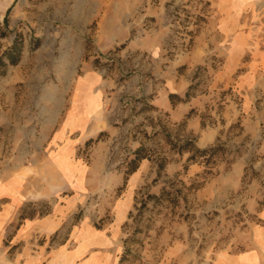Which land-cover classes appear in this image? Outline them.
Returning <instances> with one entry per match:
<instances>
[{"label": "rangeland", "instance_id": "374dc122", "mask_svg": "<svg viewBox=\"0 0 264 264\" xmlns=\"http://www.w3.org/2000/svg\"><path fill=\"white\" fill-rule=\"evenodd\" d=\"M130 6L132 22L121 27L116 11ZM2 33L0 53L16 33L23 49L0 74V264H117L122 255L119 264H240L242 254L264 264L254 148L242 159L245 144L218 140L233 151L196 175L164 139L185 138L164 100L190 84L182 118L224 122L229 102L237 117L227 139L240 131L246 86L264 68V0H0ZM89 67L108 126L97 141L85 143L99 132L83 142L72 135L68 151L42 156ZM140 146L149 158L123 184ZM158 157L170 161L159 175ZM202 181L211 188L193 195L190 184ZM164 185L177 201L142 205ZM175 246L183 249L168 254Z\"/></svg>", "mask_w": 264, "mask_h": 264}, {"label": "crops", "instance_id": "0c3cea01", "mask_svg": "<svg viewBox=\"0 0 264 264\" xmlns=\"http://www.w3.org/2000/svg\"><path fill=\"white\" fill-rule=\"evenodd\" d=\"M134 11L135 8L133 9L132 6H130L128 10H117L116 12L118 15H116V18L119 20V26H128L132 22L129 17ZM112 25L118 26L115 21L112 22ZM79 53L80 51L77 50V54ZM68 63L70 64V62ZM256 72V79L252 82H248L246 86V99H244L243 105L247 106V111H244V114L242 112L241 118L244 119L240 123V131L234 135L232 139H227L226 137L229 124H231V122L237 117V112H232V107L234 106L232 103H224V109L221 116L223 117L224 122L217 120L213 121L212 123H202L201 118L196 114H192L187 118H182L183 114L187 112L189 107L188 105L191 103L189 100H193L195 96L190 97V99L186 101H175L174 104L171 103L169 98H166L164 103L170 106V120L175 124H179L180 121H183V126L181 129L182 135H184V137L193 138L197 147L202 148L210 146L218 142V140L241 144L243 143L246 145V148L241 153L242 159H248V156L251 152L250 150L254 148L256 154L258 155L254 168L259 171L260 174L264 175V68L256 67ZM96 76L97 75L93 69L89 67L83 76L79 78L73 90L75 94H72L71 96L70 104L66 109L64 118H62L60 124L58 123V126L55 128L53 127L54 131L50 133V135L48 134L46 137H44L46 145L43 146L45 150L42 152V156L49 157L51 155H56L58 152L68 151L72 145V135L75 136V140L83 142L88 137H91L108 126L107 119L101 118L102 111L99 101L102 103L101 99L104 95V91L101 89V87L94 85L97 80ZM185 90L186 88L182 87L180 89L176 88L174 91L177 93H184ZM61 93L63 94V91ZM55 105L57 106V102ZM52 123L53 120L50 118L47 125H52ZM58 145H60L59 149ZM187 155L188 153H184L182 155H178V157L181 160L185 159ZM168 163L170 164V161ZM203 167L204 166L200 161L190 162L186 171L192 169V173L197 174ZM52 171L56 174L55 170ZM52 171L50 170L47 172L51 173ZM45 183L47 189L52 187L54 188L53 181L46 179ZM45 186H42L37 182L34 187L38 192ZM210 188L211 185L206 183L205 185H202L200 188L196 189L193 195L200 193L199 195L204 196ZM25 189H28V187H25ZM170 248L171 250L168 252V254L170 253L171 255V253H177L179 249H183V246H175ZM178 259H182V257H178ZM119 263L120 262L118 261L117 264ZM249 263L250 261L248 256L242 254L240 264ZM49 264H54V262ZM80 264H104V261H83ZM161 264L174 263L167 261L162 262Z\"/></svg>", "mask_w": 264, "mask_h": 264}, {"label": "trees", "instance_id": "16d2710c", "mask_svg": "<svg viewBox=\"0 0 264 264\" xmlns=\"http://www.w3.org/2000/svg\"><path fill=\"white\" fill-rule=\"evenodd\" d=\"M2 36L6 35L5 33L0 34ZM23 49V38L20 33H16L12 39L11 44H9L1 53H0V74H3L5 71V68L7 65H15L18 63L21 57V52ZM193 86L190 84L187 89L184 91L183 95H178L174 93H169L168 98L171 102L175 101H186L190 97L193 96V94L190 92L191 88ZM102 132H99L98 135L93 139L89 138L85 143L89 144L92 141H97ZM165 142L169 144L172 150H175L178 154L182 155L184 153H188L186 157V163L183 165L184 170L187 168V164L189 162H196L200 161L204 166L203 173L209 174L211 173V170L209 168L210 164H213L215 162L216 156L221 153H226V151H233L227 147L224 146L223 143L216 142L213 145L206 146V147H197L194 143L193 138L185 137L181 140H173L170 138L169 134L164 135ZM132 157L127 162L128 167L127 170L124 173L123 177V184H125L128 175L133 173L140 161L144 158H149V155L147 153V149L143 146L138 147L132 152ZM169 159L166 157H158L155 160L156 163V169L157 174L159 175L166 164L168 163ZM198 175V174H196ZM205 180V179H204ZM204 181L197 182L196 184H190V188L192 190L198 189L200 186H202ZM180 183L184 182L180 180ZM168 198V200L171 201H177L178 196L171 194V192L167 189V187L164 185L162 186L159 194L155 193H146V199L142 201V205H146L148 200H152L153 203H157V201H161L162 197ZM136 228L134 229V231ZM133 231V232H134ZM128 241V238L124 239V243ZM125 252V251H124ZM124 254V253H123ZM120 262L123 261V255L119 259Z\"/></svg>", "mask_w": 264, "mask_h": 264}]
</instances>
